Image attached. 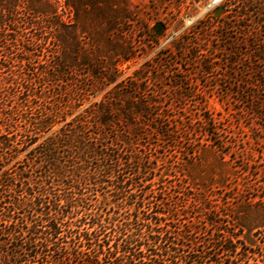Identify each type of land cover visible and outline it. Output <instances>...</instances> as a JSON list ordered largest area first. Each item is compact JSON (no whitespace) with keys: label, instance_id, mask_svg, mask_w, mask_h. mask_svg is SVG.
<instances>
[{"label":"rangeland","instance_id":"rangeland-1","mask_svg":"<svg viewBox=\"0 0 264 264\" xmlns=\"http://www.w3.org/2000/svg\"><path fill=\"white\" fill-rule=\"evenodd\" d=\"M56 1L59 46L34 49L39 57L0 47V135L18 143L16 153L0 152L1 180L4 171L15 177L9 194L0 186V227L26 235L46 224L35 197L60 196L74 205L63 208L67 221L84 218L107 232L149 225L186 251L210 254L213 242L233 240L248 264H264V0ZM52 53L65 116L52 131L99 102H112L107 110L116 114L152 115L140 129L123 123L127 137L110 175L97 179L95 162L77 170L58 152L49 174L37 158L48 135L28 130L47 94L26 91L34 80L24 65ZM100 62L113 64L115 83L103 87L85 66ZM19 194L29 207L16 204ZM236 262L222 256V264Z\"/></svg>","mask_w":264,"mask_h":264},{"label":"trees","instance_id":"trees-1","mask_svg":"<svg viewBox=\"0 0 264 264\" xmlns=\"http://www.w3.org/2000/svg\"><path fill=\"white\" fill-rule=\"evenodd\" d=\"M71 5L75 8L74 4ZM81 6L88 7V4L82 3ZM61 28L56 0H0V47L5 48L8 55L19 51V46L32 52L34 57L38 56L34 54V49L59 46ZM254 53L261 59L259 52ZM20 54L27 56L23 52ZM118 56L122 61L127 60L121 53ZM50 58L35 62H28L25 58L27 62L24 65L31 72L29 75L33 79L29 80H34L26 85L29 86L25 88L26 91L39 99L47 94L41 106L37 107L36 119L28 130L37 135L36 139L48 135L39 146L41 150L37 158L44 161L49 174L55 169V154L58 152L66 154V161L74 163L77 170H83L81 166L84 163L95 162L96 167L90 171V175L97 179L103 174L110 175L119 166V151L127 137L122 129L125 127L123 123H134L140 129L152 115L116 114L107 110L112 102H99L96 109L84 110L73 121L52 131L65 121V116H60L63 109L57 93L61 63L56 54L52 53ZM7 59L13 58L8 56ZM35 64L36 68L32 66ZM85 66L91 69L103 87L115 83L117 76L113 64L104 66L100 62L86 63ZM115 88L119 89L118 85ZM163 123L161 133L169 130L168 118L163 119ZM0 138L4 139L0 142V152H17L15 145L18 143L14 145L6 135H0ZM0 157L4 159L3 155ZM2 175L4 178H0V186H4L9 194L7 186L14 184L15 177L7 171ZM29 195L33 197L31 193ZM14 199L17 200L16 204H27L29 207L30 201L25 196L19 194ZM35 199L45 211L46 224L38 222L26 235L18 232L14 237L7 229L0 227V264H222V256L233 258L237 261L235 264H248L247 254H241V249L236 253L237 242L233 240L213 242V254L206 251L208 248L199 251L192 247L191 251H186L183 249L185 245L176 243L168 236L169 232H155L154 227L149 225L139 224L140 227L133 229H111L107 232L101 224H87L84 218L75 223L65 220L67 215H64L63 208L67 205L70 209L74 207L70 198L65 200V205L61 204L63 199L60 196L48 201L46 196L38 194ZM86 224L89 226L85 227ZM2 247L10 251H3Z\"/></svg>","mask_w":264,"mask_h":264},{"label":"built area","instance_id":"built-area-1","mask_svg":"<svg viewBox=\"0 0 264 264\" xmlns=\"http://www.w3.org/2000/svg\"><path fill=\"white\" fill-rule=\"evenodd\" d=\"M218 1V0H217Z\"/></svg>","mask_w":264,"mask_h":264}]
</instances>
